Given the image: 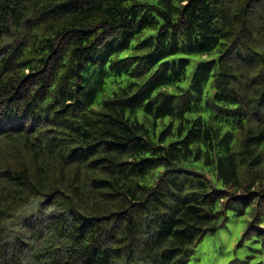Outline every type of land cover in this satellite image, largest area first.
<instances>
[{"label": "trees", "instance_id": "1", "mask_svg": "<svg viewBox=\"0 0 264 264\" xmlns=\"http://www.w3.org/2000/svg\"><path fill=\"white\" fill-rule=\"evenodd\" d=\"M32 202V264H187L230 210L264 249V0H0V225Z\"/></svg>", "mask_w": 264, "mask_h": 264}, {"label": "rangeland", "instance_id": "2", "mask_svg": "<svg viewBox=\"0 0 264 264\" xmlns=\"http://www.w3.org/2000/svg\"><path fill=\"white\" fill-rule=\"evenodd\" d=\"M37 206L38 203L32 202L15 219L0 225V244L4 242L8 249L16 244L22 250L26 264L33 263L35 250L48 247L45 241L51 211L32 213ZM249 219V213L238 215L228 211L227 220L201 240L187 264H247V260L248 264L264 263L261 243L243 237Z\"/></svg>", "mask_w": 264, "mask_h": 264}]
</instances>
